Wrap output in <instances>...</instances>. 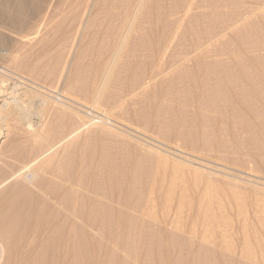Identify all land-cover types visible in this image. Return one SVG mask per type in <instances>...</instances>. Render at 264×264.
Returning <instances> with one entry per match:
<instances>
[{
	"label": "rangeland",
	"instance_id": "rangeland-1",
	"mask_svg": "<svg viewBox=\"0 0 264 264\" xmlns=\"http://www.w3.org/2000/svg\"><path fill=\"white\" fill-rule=\"evenodd\" d=\"M262 2L264 4V0H0V44L10 54V58L0 59V64L14 68L15 74L22 77L18 80L22 85L17 83L16 95L24 101L25 114L34 124L37 136L32 138L34 136L24 126L7 120V125L0 123V148L8 151L16 145L22 151L34 152V141L45 149L46 145L63 138L50 151L54 158L46 163L47 175L38 173L37 177L38 185L47 179L53 186L50 192L60 198L68 190L72 191L68 197L73 200L70 207L74 210L72 241L77 242H71L73 258L71 256L69 262L264 264V241L253 239L264 231V99L228 98V103L220 104L224 111H214L218 108L208 109L203 106L205 102L193 97L200 87L198 74L208 66L215 73L229 76L231 83L233 79L241 83L242 88L250 84L251 90L253 87L264 90ZM122 26L125 33L126 29L131 32L125 35ZM124 36L127 40L123 45ZM120 45H123L122 50ZM160 49L167 52L168 63H159L156 67L154 54ZM183 55L186 59L182 64L168 67ZM236 66L242 67L240 71ZM152 68L158 74L150 80ZM16 77H13L15 81ZM14 80L8 83L9 92L16 83ZM78 159L85 169L82 184L89 187L93 181L107 180L117 166L121 170L115 178L121 181L122 189L130 177L136 180L132 202L141 204L149 198L156 201L157 208L123 209L117 204L120 197L116 194L106 191V194H95L90 187L85 189L89 191L72 188L50 177L58 165L68 167ZM129 168L136 169L134 176L130 175L132 171L126 174ZM30 177L28 173L27 179ZM36 182L34 179L30 183ZM150 185L155 187L151 196L147 191ZM5 186L0 188V204L4 209L16 200L14 195L3 193ZM81 198L87 201L82 202ZM42 204L38 209L43 212L47 225L38 239V252L47 242L46 238L52 236L50 221V224L60 223L67 209L54 201ZM116 213L123 218L118 226L113 224ZM78 232L84 235L79 236ZM245 233L248 234L246 241ZM62 263L60 257L58 264Z\"/></svg>",
	"mask_w": 264,
	"mask_h": 264
},
{
	"label": "bare ground",
	"instance_id": "bare-ground-1",
	"mask_svg": "<svg viewBox=\"0 0 264 264\" xmlns=\"http://www.w3.org/2000/svg\"><path fill=\"white\" fill-rule=\"evenodd\" d=\"M217 1V0H216ZM230 1V0H229ZM260 1V0H259ZM262 1V0H261ZM22 2V1H21ZM25 2V1H24ZM181 2V1H180ZM189 2V1H188ZM193 2V1H192ZM235 2V1H234ZM191 3V2H190ZM225 4V3H224ZM263 4V2H262ZM260 4V6L262 5ZM115 5V4H114ZM130 5V3H129ZM193 5V4H192ZM233 5V4H232ZM244 5V4H243ZM264 5V4H263ZM16 6V5H15ZM163 6V5H162ZM218 6V5H217ZM127 7V6H126ZM160 7V6H159ZM186 7V6H185ZM189 7V6H187ZM111 8V7H110ZM134 8V7H133ZM168 8V7H167ZM173 8V7H172ZM183 8V6H182ZM163 9V8H162ZM177 9V8H176ZM126 10V9H125ZM164 10V9H163ZM168 10V9H167ZM172 10V9H171ZM210 10V9H209ZM219 10V8H218ZM255 10V9H254ZM130 11V10H129ZM246 11V10H245ZM165 12V11H164ZM222 12V11H221ZM230 12V11H229ZM239 12V11H238ZM242 12V11H241ZM107 13V12H106ZM210 13V12H209ZM124 14V13H123ZM160 14V13H159ZM175 14V13H174ZM186 14H187V11H186ZM202 14V13H201ZM214 14V13H213ZM216 14V13H215ZM220 14V13H219ZM223 14V13H222ZM226 14V13H225ZM232 14V13H231ZM240 14V13H239ZM246 14V13H245ZM244 14V15H245ZM254 14V12H253ZM125 15V14H124ZM130 15V14H129ZM161 15V14H160ZM181 15V14H180ZM217 15V14H216ZM229 15V14H228ZM233 15V14H232ZM242 16V14H240ZM127 16V15H126ZM159 16V15H158ZM2 17V16H0ZM104 17V16H103ZM146 17V16H145ZM212 17V16H210ZM230 17V16H229ZM238 17V16H237ZM161 18V16H160ZM220 18V17H219ZM225 18V17H224ZM231 18H233L231 16ZM113 19V18H112ZM111 19V20H112ZM116 19V18H115ZM181 19V18H180ZM230 19V18H229ZM237 19V18H235ZM103 20V19H102ZM123 20V19H122ZM160 20V19H159ZM220 20V19H219ZM259 20V19H258ZM182 21V20H181ZM222 21V20H221ZM243 21V20H242ZM145 22V21H144ZM157 22V21H156ZM205 22V21H204ZM241 22V20H240ZM256 22V21H255ZM168 23V22H167ZM212 23H213V20H212ZM260 23V22H259ZM127 24V22H126ZM129 24V22H128ZM130 24H132L131 26H133V22H131ZM190 24V23H189ZM214 24V23H213ZM255 24V23H254ZM100 25V24H99ZM125 25V24H123ZM145 25V24H144ZM212 25V24H211ZM217 25V24H216ZM234 25V24H233ZM238 25V24H237ZM147 26V25H146ZM122 32H124V27L125 26H122ZM127 27V26H126ZM130 26L128 25V28ZM100 28V27H99ZM119 28V27H118ZM117 28V29H118ZM133 28V27H132ZM253 28V27H252ZM257 28V27H256ZM138 30V29H137ZM243 30V29H242ZM251 30V29H250ZM107 31V30H106ZM126 33L125 35L130 31V29H126ZM135 31V30H134ZM184 31V30H183ZM212 31V30H211ZM237 31V30H236ZM246 31V30H245ZM248 31V30H247ZM261 31V30H260ZM108 32V31H107ZM131 32V31H130ZM257 32V31H256ZM106 33V32H105ZM179 33V32H178ZM222 33V32H221ZM249 33V31H248ZM247 33V34H248ZM261 33V32H260ZM115 34V33H114ZM146 34V33H145ZM182 34V33H181ZM250 34V33H249ZM104 35V34H103ZM112 37H113V34H111ZM123 35V34H122ZM121 35V36H122ZM167 35V34H166ZM246 35V33H245ZM256 35V33H255ZM264 35V34H263ZM120 36V37H121ZM128 36V35H127ZM126 36V37H127ZM252 36V35H251ZM92 37V36H91ZM119 37V38H120ZM194 37V36H193ZM243 37V36H242ZM248 37V35H247ZM105 38V37H104ZM124 40H122V43L124 45V43L126 42L125 40H127L125 38V36L123 37ZM144 38V37H143ZM174 38V37H172ZM114 39V38H112ZM142 39V38H140ZM184 39V38H183ZM182 39V40H183ZM206 39V38H205ZM211 39V38H210ZM246 39V38H245ZM248 39H250L248 37ZM248 39H246V42L248 41ZM256 39V38H255ZM263 39V38H262ZM118 40H121L118 39ZM107 41V40H106ZM113 41V40H112ZM117 41V40H116ZM125 41V42H124ZM167 41V40H166ZM210 41V40H209ZM242 41V40H241ZM240 41V42H241ZM250 41V40H249ZM252 41V40H251ZM263 41V40H262ZM119 42V41H117ZM244 42V41H243ZM258 42V41H257ZM120 43V42H119ZM120 43V44H122ZM141 43V42H140ZM209 43V42H208ZM2 44V43H1ZM0 44V59H8L10 58V54H9V51L4 49L2 47V45ZM101 44V43H100ZM118 44V43H117ZM171 44V43H170ZM252 44V43H251ZM103 46V43L101 44ZM116 45V43H115ZM123 45H120V48L123 46ZM118 46V45H117ZM116 46V47H117ZM233 46V45H232ZM107 47V46H106ZM110 47V45H109ZM114 47V48H116ZM126 47V46H125ZM124 47V48H125ZM170 47V45H169ZM210 47V46H209ZM255 47V46H254ZM95 48V47H94ZM119 48V47H117ZM119 48V51H121L123 49V47L121 48L120 50ZM98 49V48H97ZM112 49V47H111ZM152 49V48H151ZM107 50V49H105ZM114 50V49H113ZM117 50V49H116ZM136 50V49H135ZM156 50V49H155ZM230 50V49H229ZM264 50V49H263ZM115 51V50H114ZM118 51V52H119ZM140 51V50H139ZM138 51V52H139ZM202 51V50H201ZM205 51V50H204ZM208 51V50H207ZM116 52V51H115ZM126 52V51H125ZM137 52V53H138ZM185 52V51H184ZM215 52V51H214ZM127 53V52H126ZM136 53V54H137ZM153 53V51L151 52ZM205 53V52H204ZM142 54V53H141ZM184 54V53H183ZM220 54V53H219ZM143 55V54H142ZM186 55V53H185ZM203 55V54H202ZM210 55V54H209ZM18 56V55H17ZM85 56V55H84ZM140 56V55H139ZM178 56V55H177ZM126 57V56H125ZM137 57V56H136ZM28 58V57H27ZM141 58V57H140ZM151 58L152 57V54H151ZM168 58L167 56V52H165V50H159L157 52H155L154 54V60L156 61L155 65L156 67L160 66V64L162 63H168L166 61V59ZM190 58V57H189ZM216 58V57H215ZM219 58V57H218ZM260 58V57H259ZM258 58V59H259ZM263 58V56H262ZM96 59V58H95ZM125 59V58H124ZM137 59V58H136ZM170 59V58H169ZM173 59V58H172ZM186 59V56H182V57H179L178 60H175V61H172L169 66L168 64H166L170 69L171 67H175L177 65H180L184 62V60ZM212 59V57H211ZM220 59V58H219ZM237 59V58H236ZM235 59V60H236ZM257 59V60H258ZM264 59V58H263ZM44 60V59H43ZM108 60V59H107ZM243 60V59H242ZM261 60V59H260ZM137 61V60H136ZM153 61V60H152ZM197 61V60H196ZM218 61V60H217ZM225 61V60H224ZM239 61V60H238ZM263 61V60H262ZM154 62V61H153ZM195 62V61H194ZM13 63V62H12ZM16 63V62H14ZM121 63V62H120ZM123 63V62H122ZM121 63V64H122ZM160 63V64H159ZM189 63V62H188ZM215 63V62H214ZM220 63V62H219ZM237 63V62H236ZM129 66L131 65V63H128ZM143 64V63H141ZM16 65V64H15ZM21 65V64H20ZM92 65V64H91ZM106 65V64H105ZM184 65V64H183ZM192 65V64H191ZM208 65V63H207ZM216 65V64H215ZM240 65V64H239ZM117 66V65H116ZM127 66V65H126ZM138 66V65H137ZM152 66V65H151ZM232 66V65H231ZM245 66V65H244ZM260 66V65H259ZM262 66V65H261ZM118 67V66H117ZM230 67V66H229ZM237 67V66H236ZM91 68V67H90ZM113 68V67H112ZM196 68V67H195ZM228 68V66H227ZM238 68V67H237ZM242 68V67H241ZM240 68V69H241ZM263 68V67H262ZM14 69V68H12ZM11 68L9 67H2L1 64H0V123H4L7 125V120H13V122H15L16 124L18 125H21V126H24L25 129L28 131V133L32 134L34 137L32 138H36V132H34L35 129L34 128V124L32 123V121H29L30 119H28V116L25 114V109H24V101H22L20 98L21 96L19 95H16V88L18 87V84H21L18 80H22V77L19 75V74H15V72L12 70ZM81 69V68H80ZM139 69V68H138ZM192 69V68H191ZM197 69V68H196ZM210 66L208 67H203L201 72L198 74V84L197 85H200L199 87V90L196 92V94L193 95V97L197 98L198 100L202 101V102H205V104L203 106H207L208 109H212L214 110L215 108H218V109H215L214 111H220L221 109V103L222 104H226L228 103V98H232V99H236L238 98L239 96H242V97H245L246 99L247 98H251V97H255L256 99L258 100H263L264 99V90L263 88H257L255 89V87H253V90L249 89V85H246L244 86V88L241 87V83L238 84V82L234 81V79L232 80L233 82L231 83V81L228 80V77L223 76L221 75V72L220 73H215L214 70H210ZM216 69V68H215ZM235 69V67H234ZM239 69V68H238ZM237 69V70H238ZM239 69V71H240ZM246 69V68H245ZM252 69V67H251ZM256 69V68H255ZM261 69V67H260ZM145 70V69H144ZM182 70V69H181ZM184 70V69H183ZM189 70V69H188ZM195 70V69H194ZM221 70V69H220ZM232 70V69H231ZM248 70H250V68H248ZM243 71L244 72H249V71ZM263 70V69H262ZM261 70V71H262ZM84 71V70H83ZM89 71V70H88ZM264 71V70H263ZM82 72V71H81ZM119 72V70H118ZM181 72V71H180ZM179 72V73H180ZM225 74H227V71H225ZM223 72V73H224ZM229 72V70H228ZM121 73V72H120ZM141 73V71H140ZM167 73V72H166ZM178 73V74H179ZM222 73V74H223ZM229 73H232V72H229ZM252 73V72H251ZM263 73V72H262ZM114 74V73H113ZM112 74V75H113ZM157 70L155 68H152L151 70V77L149 78L150 80H153L157 77ZM235 74V73H234ZM39 75V74H38ZM90 75V74H89ZM111 75V76H112ZM183 75V74H182ZM187 75V74H186ZM195 75V74H194ZM192 75V76H194ZM231 75V74H229ZM236 75H239L236 73ZM18 76V77H16ZM86 76V75H85ZM175 76V75H174ZM184 76V75H183ZM245 76V75H244ZM247 76H251L250 75H247ZM13 77H16L15 79L17 81L14 80ZM127 77V76H126ZM136 77V76H135ZM144 77V76H143ZM185 77V76H184ZM200 77V79H199ZM233 77V75H232ZM108 78V77H107ZM118 78V77H117ZM130 78V77H129ZM140 78V77H139ZM138 78V79H139ZM192 78V77H190ZM196 78V77H195ZM234 78V77H233ZM237 78V77H236ZM174 79V78H173ZM188 79V78H187ZM230 79V78H229ZM12 80H14V82H16L15 84H13L10 92H9V88H8V83L11 82ZM195 80V79H194ZM238 80V79H237ZM141 81V80H140ZM23 82V81H22ZM87 82V81H86ZM194 82V81H193ZM251 82V81H250ZM262 82V81H260ZM259 82V83H260ZM18 83V84H17ZM112 83V82H111ZM123 83V82H121ZM187 83V82H186ZM249 83V82H248ZM258 83V82H257ZM109 84V83H108ZM190 84V83H189ZM224 84V85H223ZM251 84H254V83H251ZM11 85V84H10ZM22 85V84H21ZM261 85V84H260ZM24 86V85H23ZM137 86V85H136ZM195 86V85H194ZM253 86V85H252ZM258 86V85H257ZM27 87V86H26ZM173 87V86H171ZM187 87V85H186ZM264 87V86H263ZM112 88V87H111ZM20 89V88H19ZM124 89V88H123ZM195 89V87H194ZM249 89V90H248ZM148 90V89H147ZM168 90V89H167ZM176 90V89H175ZM192 90V88H191ZM134 91V90H133ZM173 91V89H172ZM188 91L190 92V89H188ZM187 91V92H188ZM141 95H144V94H141ZM105 96V95H104ZM173 96V95H172ZM176 96V95H175ZM179 96V95H178ZM123 97V96H121ZM145 97V96H144ZM154 97V96H153ZM168 97V96H167ZM104 98V97H103ZM115 98V97H114ZM173 98V97H172ZM263 98V99H262ZM119 99V98H117ZM182 99V98H181ZM180 99V100H181ZM189 99V97H188ZM245 99V101H246ZM99 100V99H97ZM178 100V99H177ZM248 100V99H247ZM254 100V99H253ZM109 101V100H108ZM179 101V100H178ZM249 101V100H248ZM151 102V101H150ZM165 102V101H163ZM192 102V101H191ZM190 102V103H191ZM237 102V101H236ZM28 103V102H27ZM122 103V102H121ZM124 103V102H123ZM144 103V102H143ZM171 103V102H170ZM179 103V102H178ZM193 103V102H192ZM243 103H246V102H243ZM250 103V102H249ZM252 103V102H251ZM133 104V103H132ZM164 104V103H163ZM174 104V103H173ZM232 104V103H230ZM228 104L229 106H232ZM238 104V103H236ZM242 104V103H241ZM255 104V103H254ZM159 105V104H158ZM162 105V104H161ZM165 105V104H164ZM198 105V103H197ZM239 105V104H238ZM249 105V104H248ZM253 105V104H252ZM257 105V104H256ZM255 105V106H256ZM181 106V105H180ZM179 106V107H180ZM198 106H201V105H198ZM201 106V107H203ZM226 106V105H224ZM244 106V105H242ZM241 106V108H242ZM254 106V107H255ZM26 107V106H25ZM134 107V106H133ZM182 107V106H181ZM193 107V106H192ZM200 107V108H201ZM240 107V105L238 106ZM257 107V106H256ZM27 108V107H26ZM162 108V107H161ZM172 108V107H171ZM177 108H178V105H177ZM185 108V107H184ZM206 108V107H204ZM214 108V109H213ZM235 108V106L233 107ZM237 108V107H236ZM235 108V110H237ZM253 109V107H251ZM264 108V107H262ZM261 108V109H262ZM139 109V108H137ZM160 109V107H159ZM188 109V108H187ZM245 109V108H244ZM247 109V108H246ZM158 110V108H157ZM181 110V109H180ZM221 110H225V109H221ZM159 111V110H158ZM184 111V109L182 110ZM191 111V110H190ZM231 111V110H230ZM255 111V110H254ZM262 111V110H261ZM174 112V111H173ZM172 112V113H173ZM178 112V111H177ZM209 112V111H208ZM264 112V111H262ZM138 113V112H137ZM157 113V112H156ZM203 113V112H202ZM201 113V114H202ZM235 113V112H233ZM261 113V112H260ZM162 114V113H161ZM174 114V113H173ZM231 114V113H230ZM238 113H236L237 115ZM241 114V112H240ZM252 114V113H250ZM126 115V114H125ZM209 115V114H208ZM145 116V115H144ZM157 116V115H156ZM173 116V115H171ZM183 116V115H181ZM185 116V115H184ZM204 116H207L204 115ZM224 116H227L224 115ZM187 117V116H186ZM196 117V116H195ZM202 117V116H201ZM216 117V116H215ZM222 117V116H220ZM231 117V116H230ZM237 117V116H236ZM239 117V116H238ZM157 118V117H156ZM179 118V117H178ZM192 118V117H191ZM246 118V117H245ZM258 118V117H256ZM260 118V117H259ZM230 119V118H229ZM262 119V118H261ZM184 120V119H183ZM216 120V119H215ZM222 120V119H221ZM233 120V119H232ZM241 120V119H240ZM247 120V119H246ZM245 120V121H246ZM178 121V120H177ZM202 121V120H201ZM205 121V120H204ZM248 121V120H247ZM246 121V122H247ZM254 121V119H253ZM258 121V120H257ZM151 122V121H150ZM196 122V121H195ZM70 123V121H69ZM145 123V122H144ZM156 123V122H155ZM235 123V122H234ZM255 123V122H254ZM263 123V122H262ZM62 124V123H61ZM148 124V123H147ZM166 124V123H165ZM182 124V123H181ZM195 124V123H194ZM204 124V123H203ZM236 124V123H235ZM238 124V122H237ZM250 124V123H248ZM247 124V125H248ZM5 125V126H6ZM206 125V124H205ZM220 125V124H218ZM251 125V124H250ZM17 126V125H16ZM163 125H161L162 127ZM183 126V125H182ZM71 127V126H70ZM170 127V126H169ZM172 127V126H171ZM174 128V127H173ZM192 128V126H191ZM202 128V127H201ZM263 128V127H262ZM171 129V128H170ZM196 128L194 127V130ZM8 130V129H7ZM74 130V129H73ZM179 130V129H177ZM220 130V129H219ZM218 130V131H219ZM60 131V130H59ZM69 131V130H68ZM67 131V133H68ZM198 131V130H196ZM174 132V131H173ZM208 132V131H207ZM214 132V131H213ZM179 133V132H177ZM257 133V132H256ZM158 134V133H157ZM181 134V133H180ZM192 134V133H191ZM8 135V134H7ZM31 135V136H32ZM62 136V135H61ZM167 136V135H166ZM169 136V135H168ZM178 136V135H177ZM182 136V135H181ZM210 136V135H209ZM232 136V135H231ZM235 136V135H233ZM65 137V136H64ZM67 137V135H66ZM180 137V135H179ZM183 137V136H182ZM253 137V136H252ZM31 138V137H30ZM49 138V137H48ZM76 138V136H75ZM53 139V138H52ZM63 139V138H62ZM62 139L56 141V142H53L52 145L48 146L46 145L45 149L43 148H40V145L38 147V141H34L32 143V147H34L33 149L35 150L34 152L33 151H22L19 149V146L16 147L13 146L11 147L8 151H9V154L7 153V149L4 150L3 147L0 148V188L4 187L5 185H8V186H5V189H3V193L4 194H8L9 195H14L16 200L15 201H12V203H8L7 204V207L6 209H4V205L1 206L2 204H0V264H58V260L60 257H62L63 259V263L62 264H72V262H69L71 256H72V253H73V248H71V242H74V240L72 241V238L73 237V224H75V222L72 224L73 222V212L74 210H71L73 208L70 207L71 206V200L68 199V197H71L70 193L72 191H67L66 193H64V197L63 198H60L58 195L56 194H53L51 193L50 191L52 190L53 186L47 181V179L45 181H42V183H40L38 185V173H43V175H47L46 174V169L47 166H46V163L47 162H50L52 161V159L54 158L53 154H51V149L54 145H56L59 141H62ZM198 139V138H197ZM205 139V138H204ZM54 140V139H53ZM57 140V139H55ZM181 140V139H180ZM239 140V139H238ZM25 141V140H23ZM74 141V140H73ZM208 141V140H206ZM210 141V140H209ZM65 142V141H64ZM86 142V141H85ZM192 142V141H191ZM1 144V143H0ZM75 144V143H74ZM73 145V144H72ZM192 146V145H191ZM196 146V145H195ZM240 146V145H239ZM57 147V146H56ZM73 147V146H72ZM207 147V146H205ZM209 147V146H208ZM207 147V148H208ZM21 148V147H20ZM211 149V147H209ZM22 149V148H21ZM93 149V148H92ZM101 149V148H100ZM239 149V148H238ZM242 149V148H241ZM63 150V149H62ZM79 150V148H78ZM103 150V149H102ZM94 152V150H93ZM96 152V151H95ZM89 153H91L89 151ZM73 154V153H71ZM93 154V153H92ZM100 154V153H99ZM97 155V154H96ZM103 155V154H102ZM116 155V154H115ZM71 156V155H70ZM104 156V155H103ZM110 156V154H109ZM107 156V157H109ZM106 157V156H105ZM106 157V158H107ZM72 158V157H71ZM85 158V157H84ZM93 158V157H92ZM75 159V158H74ZM81 159V158H80ZM110 159V158H109ZM84 160V159H83ZM106 160V159H105ZM122 160V159H121ZM86 161V159H85ZM90 161V160H89ZM101 161V160H100ZM107 161V160H106ZM114 161V160H113ZM58 162V161H57ZM83 162V161H82ZM91 162V161H90ZM89 162V163H90ZM115 162V161H114ZM100 163V162H99ZM92 164V163H90ZM138 164V162H137ZM57 165V164H56ZM110 164H108L109 166ZM117 165V164H115ZM114 165V166H115ZM53 166V165H52ZM85 166V165H83ZM92 166V165H91ZM135 166V165H134ZM138 166V165H137ZM88 167V165H87ZM90 167V166H89ZM103 167V166H102ZM97 168V167H95ZM107 168V167H106ZM109 168V167H108ZM113 168V167H112ZM132 168V167H131ZM138 168V167H137ZM92 169V168H91ZM103 169V168H102ZM101 169V170H102ZM120 168H118L117 166H115L113 168V171L111 172L112 174L108 175V178L107 180H98L96 182H92L91 186L89 185V187L91 188L92 191H94V193L96 194H101L103 192H111L113 194H116L120 197V202L117 203L118 206L120 205L121 208L123 209H156L157 208V203L155 200L153 199H149L147 198V200L144 201L143 199V203L141 204H135L132 202V197L136 191V180L134 178H129L127 180L128 183L126 184L125 188L122 189L120 187L121 185V181L120 180H117L115 178V175L116 174H119V170ZM135 169V168H134ZM127 169V172L126 174L129 175H132L134 176V171L136 172V169ZM140 169V168H139ZM83 168H81V160H76L75 162H73L72 164H70V166L66 167V165L64 164H61V165H58L56 167V169L54 170V173H50V177L57 181H59L60 183L62 184H66L67 186L69 187H77L79 189H87L88 186H86V184H82L80 181H81V176H84V172H83ZM95 170V169H94ZM93 170V171H94ZM111 170V169H109ZM103 171V170H102ZM107 171V170H106ZM125 171V170H123ZM129 171H132L129 173ZM95 172V171H94ZM101 172V171H100ZM30 174L31 175V181L34 180V179H37V182L36 183H30L31 181H29V179H27V174ZM92 173V171H91ZM99 173V172H98ZM103 172H101L102 174ZM109 173V172H108ZM94 174V173H93ZM96 174V173H95ZM140 174V173H139ZM144 174V172L142 173ZM136 175V174H135ZM99 176V175H98ZM97 176V177H98ZM118 176V175H117ZM140 176V175H139ZM128 178V177H127ZM41 179V178H40ZM85 179V178H84ZM92 179V178H91ZM100 179V178H99ZM29 181V182H28ZM89 182V180H88ZM124 182V181H123ZM56 183V182H55ZM90 183V182H89ZM139 183V182H138ZM137 183V185H138ZM147 183V182H146ZM47 184L48 188H45V185ZM54 184V183H53ZM124 185V184H123ZM143 185V184H142ZM139 186V185H138ZM88 187V188H89ZM123 187V186H122ZM68 188V187H67ZM55 189V188H54ZM58 189V188H57ZM67 190V189H66ZM71 190V189H70ZM75 190V189H74ZM73 190V191H74ZM146 190V189H145ZM38 191H39V195H38ZM85 191H89V190H85ZM148 194L149 196H151L154 191H155V187L152 185H150V187L148 188ZM106 192L104 194H106ZM80 193V192H79ZM92 193V192H91ZM18 194L19 197H16ZM72 194V193H71ZM86 194V193H85ZM1 195V194H0ZM83 195V194H82ZM13 196V198H14ZM79 196V195H78ZM89 196V195H88ZM87 196V197H88ZM111 196V194L109 195ZM140 196V195H139ZM84 197V196H83ZM105 197V196H104ZM114 197V196H113ZM117 197V196H116ZM115 197V198H116ZM148 197V196H147ZM73 198V197H72ZM74 198H76V196L74 195ZM90 198V196H89ZM99 198V197H97ZM3 199V198H2ZM80 199V198H79ZM82 199V198H81ZM84 199V198H83ZM82 199V202L86 199L83 200ZM137 199V198H136ZM54 201L56 203V205H63V206H66L67 209H65V213L63 214V216L61 217L60 219V223H53V224H50V230H51V235L52 236H49L47 240V242L41 247V249L39 250L38 252V246L40 247V245H38V239L40 238V236L42 235L43 231L45 230V226L47 225V222H46V218L43 214L42 211H40V208L38 205L43 203L45 201ZM90 200V199H88ZM100 200V199H99ZM105 200V199H104ZM117 200V199H116ZM9 201V200H8ZM11 201V200H10ZM87 201V200H86ZM113 201V200H112ZM7 202V201H6ZM73 202V200H72ZM78 202V201H77ZM99 201H97L98 203ZM109 202V201H108ZM135 202V201H134ZM75 203V202H74ZM91 203V201H90ZM116 203V202H115ZM42 204V205H43ZM100 204L101 201H100ZM99 204V205H100ZM6 205V204H5ZM55 205V206H56ZM73 205V204H72ZM76 205V203L74 204ZM80 205V204H79ZM98 205V204H97ZM44 207V206H43ZM84 207V206H83ZM95 207V206H94ZM112 207H114L112 205ZM116 207V205H115ZM166 207V206H165ZM76 208V207H75ZM82 208V207H81ZM97 208V207H96ZM103 208V207H102ZM117 208V207H116ZM54 209L53 207L51 208V210ZM78 209V208H77ZM101 209V207H100ZM113 209V208H111ZM178 209V208H177ZM43 210V209H41ZM80 210V209H79ZM84 210V209H83ZM90 210V208L88 209ZM102 210V209H101ZM114 210V209H113ZM96 211V210H95ZM137 211V210H136ZM51 212H54V211H51ZM50 212V214H51ZM81 212V211H80ZM89 212V211H88ZM92 212V211H91ZM111 212V211H110ZM98 213V211H97ZM102 213V212H101ZM76 214V213H75ZM82 214V213H81ZM86 214V213H85ZM110 214V213H109ZM117 215L114 214V223L115 224L114 226H118L122 223L123 221V218L121 217L120 213H116ZM84 215V213H83ZM88 215H90L88 213ZM97 215V214H96ZM87 216V215H86ZM85 216V217H86ZM94 216V214H93ZM55 217V216H54ZM76 217V216H75ZM101 217V216H100ZM82 218L83 216L81 217V221H82ZM87 218V217H86ZM85 218V219H86ZM111 218V217H109ZM51 219V218H50ZM89 219V217H88ZM86 219V220H88ZM96 220V219H95ZM109 220V219H108ZM107 220V221H108ZM110 221V220H109ZM135 221V219H134ZM54 222V220H53ZM96 223V222H94ZM132 223V222H131ZM84 224V223H83ZM88 224V223H87ZM93 224V223H92ZM100 224V223H99ZM140 224V223H139ZM86 225V224H85ZM102 225V224H101ZM100 225V226H101ZM107 225V223H106ZM81 226V225H80ZM87 226V225H86ZM75 227V226H74ZM133 227V226H132ZM47 228V229H48ZM81 228V227H80ZM100 228V227H98ZM131 228V227H130ZM102 229V228H100ZM108 229V228H107ZM126 229V228H125ZM140 229V227H139ZM146 229V228H145ZM84 230V229H83ZM88 230V229H87ZM92 230V229H91ZM132 230V229H131ZM48 231V230H47ZM96 231V230H95ZM99 231V230H98ZM97 231V232H98ZM148 231V230H147ZM96 232V233H97ZM128 232V231H127ZM132 232V231H131ZM136 232V231H135ZM207 232V231H206ZM47 233V232H46ZM118 233V232H117ZM146 233V232H145ZM45 234V232H44ZM43 234V235H44ZM50 234V233H49ZM83 234L84 235V232L83 233H80L78 232V235L81 236ZM150 234V233H149ZM76 235V234H75ZM88 235V234H87ZM104 235V234H103ZM211 235V234H210ZM90 236V235H89ZM108 236V235H107ZM110 236V235H109ZM108 236V237H109ZM130 236V235H129ZM137 236V235H136ZM142 236V235H141ZM155 236V235H154ZM158 236V235H157ZM156 236V237H157ZM85 237V236H84ZM87 237V236H86ZM85 237V238H86ZM95 237V236H94ZM140 237V236H139ZM259 238L257 237H254L253 239L257 242H261V241H264V231H262L261 233V236H258ZM44 238V236L42 237ZM82 238V237H81ZM80 238V239H81ZM151 238V237H150ZM243 238L245 239H248V234H244L243 235ZM41 239V238H40ZM45 239V238H44ZM43 239V240H44ZM77 239V238H76ZM83 239V238H82ZM90 239H92L90 237ZM98 239V238H97ZM104 239V238H103ZM130 239V238H129ZM149 239V238H148ZM226 239V238H225ZM243 239V240H244ZM84 240V239H83ZM158 240V239H157ZM163 240V239H162ZM81 241V240H80ZM91 241V240H90ZM135 241V240H134ZM151 241V240H150ZM154 241V239H153ZM244 241V242H245ZM40 242V240H39ZM75 242H77L75 240ZM86 242V241H85ZM93 242V241H92ZM90 242V243H92ZM100 242V241H99ZM119 242V241H118ZM130 242V241H129ZM133 242V241H131ZM97 243V242H96ZM152 243V242H151ZM156 243V242H155ZM163 243V242H161ZM178 243V242H177ZM43 244V243H42ZM41 244V245H42ZM76 244V243H75ZM153 244V243H152ZM78 245V244H77ZM76 245V246H77ZM116 245V244H115ZM150 245V244H149ZM164 245V244H163ZM132 246V245H131ZM175 246V245H173ZM99 247V245H98ZM97 247V248H98ZM159 247V246H157ZM75 248V247H74ZM137 248V247H136ZM149 248V247H148ZM151 248V247H150ZM164 248V247H163ZM125 249H126V246H125ZM146 249V248H145ZM185 249V248H184ZM131 250H134L133 248ZM131 250H129L130 252H132ZM152 250V249H151ZM150 250V251H151ZM128 251V253H129ZM137 251V250H136ZM160 251V250H159ZM75 252V251H74ZM79 252V251H78ZM81 252V251H80ZM173 252V250H172ZM136 253V252H135ZM140 253V252H139ZM82 254V253H81ZM100 254V253H99ZM114 254V252H113ZM207 254V253H206ZM38 255H39V259H38ZM60 255V257H59ZM75 255V253L73 254ZM180 255V254H179ZM182 255V254H181ZM180 255V256H181ZM85 256V255H84ZM148 256V255H147ZM179 256V257H180ZM76 257V255H75ZM129 257V256H128ZM149 257V256H148ZM153 257V255H152ZM47 258V260H50L49 263H47L44 259ZM73 258V256H72ZM71 258V259H72ZM151 258V257H150ZM163 258V257H162ZM161 258V260H162ZM250 258V257H249ZM69 259V260H68ZM76 258H74L75 260ZM79 259V258H78ZM185 259V257H184ZM38 260H39V263H38ZM111 260V259H110ZM109 260V261H110ZM251 260V259H250ZM181 261V260H179ZM184 260H182L183 262ZM82 263V262H81ZM178 263V262H177ZM78 264V262H77ZM231 264V263H229Z\"/></svg>",
	"mask_w": 264,
	"mask_h": 264
}]
</instances>
